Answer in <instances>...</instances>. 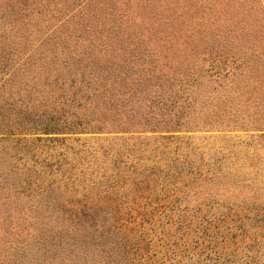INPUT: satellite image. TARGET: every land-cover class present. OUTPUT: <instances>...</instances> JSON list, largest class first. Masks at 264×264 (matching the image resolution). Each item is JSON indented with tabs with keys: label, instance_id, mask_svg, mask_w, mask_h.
<instances>
[{
	"label": "trees",
	"instance_id": "trees-1",
	"mask_svg": "<svg viewBox=\"0 0 264 264\" xmlns=\"http://www.w3.org/2000/svg\"><path fill=\"white\" fill-rule=\"evenodd\" d=\"M97 1L0 3L2 137L264 129V53L202 37L176 51L171 38L135 31L113 0ZM32 206L0 195V264H162L107 213ZM247 225L264 228V209L237 227ZM250 250L234 264H259Z\"/></svg>",
	"mask_w": 264,
	"mask_h": 264
},
{
	"label": "rangeland",
	"instance_id": "rangeland-1",
	"mask_svg": "<svg viewBox=\"0 0 264 264\" xmlns=\"http://www.w3.org/2000/svg\"><path fill=\"white\" fill-rule=\"evenodd\" d=\"M113 1L135 31L176 51L202 37L264 53V0ZM7 191L35 211L107 213L162 264H234L249 246L264 262V228L237 227L264 209V129L0 135Z\"/></svg>",
	"mask_w": 264,
	"mask_h": 264
}]
</instances>
